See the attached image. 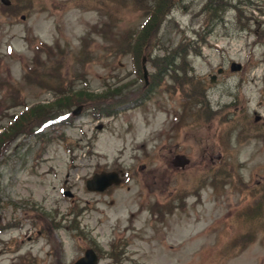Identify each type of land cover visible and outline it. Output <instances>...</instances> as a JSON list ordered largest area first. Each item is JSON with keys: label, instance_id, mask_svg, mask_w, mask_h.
<instances>
[{"label": "rangeland", "instance_id": "1", "mask_svg": "<svg viewBox=\"0 0 264 264\" xmlns=\"http://www.w3.org/2000/svg\"><path fill=\"white\" fill-rule=\"evenodd\" d=\"M158 1H0V131L20 119L0 144V264H74L88 247L98 264H264V0H224L240 9L216 6L215 24L207 0ZM151 11L159 21L143 34ZM163 54L172 66L147 99L110 115L115 98L83 102L137 93L142 61L150 79ZM194 90L209 99L202 119ZM71 94L84 107L68 123ZM174 154L190 163L174 169ZM116 164L129 171L120 187L87 192L97 165Z\"/></svg>", "mask_w": 264, "mask_h": 264}, {"label": "trees", "instance_id": "2", "mask_svg": "<svg viewBox=\"0 0 264 264\" xmlns=\"http://www.w3.org/2000/svg\"><path fill=\"white\" fill-rule=\"evenodd\" d=\"M158 3H160L158 0H156ZM161 4V3H160ZM216 5H224L223 0H207L204 10L211 15L212 20H214L216 18V20L219 18L218 16V8L216 7ZM163 6H168L163 4ZM236 7V4H235ZM234 7V8H235ZM220 12V11H219ZM159 21L158 18V14L157 12H153L151 11L150 14H148V18H147V23L145 24V29L143 30V34L148 33L153 27L154 25H156V23ZM134 53L136 55H139L142 51V46L141 45H137L134 48ZM180 54V53H178ZM181 56V54H180ZM156 66H158L160 68L161 71L165 72L166 69L170 68L171 66V62L169 60H167L166 58H162V60L156 64ZM194 80V78L190 79V82H192ZM67 96V95H65ZM70 98V100L74 103H80V98L78 97H73L72 98V94L68 96ZM190 99H192L194 101L193 104V108L196 107L197 105H199L201 103V107L199 109H197L194 113L200 112L202 110H204V114L201 116H196L197 119H202L204 118L205 113H209V110L207 109V103L204 99V103L201 102L202 96L197 94L196 90H194L191 95L189 96ZM86 100H84L83 102H85ZM64 102L63 100H61V97H59L56 101V104L58 105H62ZM264 201V196L262 199V202Z\"/></svg>", "mask_w": 264, "mask_h": 264}, {"label": "water", "instance_id": "3", "mask_svg": "<svg viewBox=\"0 0 264 264\" xmlns=\"http://www.w3.org/2000/svg\"><path fill=\"white\" fill-rule=\"evenodd\" d=\"M231 69L238 70L240 69V65L236 63H232ZM187 163H188V160L185 159L183 156H175L173 159V165L176 168H184ZM118 182L119 180L115 174L103 173L99 176H94L92 180L88 181L87 187L88 189H91V190L102 191L107 186L111 185L112 183L117 184ZM76 264H96V259L94 255L92 254V252L88 250L87 252H85L84 257L81 258Z\"/></svg>", "mask_w": 264, "mask_h": 264}, {"label": "flooded vegetation", "instance_id": "4", "mask_svg": "<svg viewBox=\"0 0 264 264\" xmlns=\"http://www.w3.org/2000/svg\"><path fill=\"white\" fill-rule=\"evenodd\" d=\"M144 169V168H143ZM120 170V169H119Z\"/></svg>", "mask_w": 264, "mask_h": 264}]
</instances>
